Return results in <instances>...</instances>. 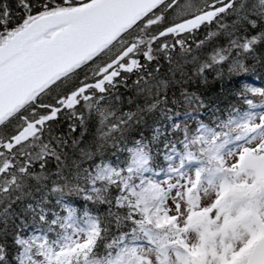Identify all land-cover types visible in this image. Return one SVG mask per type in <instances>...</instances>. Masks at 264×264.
Returning a JSON list of instances; mask_svg holds the SVG:
<instances>
[{
  "label": "snow or ice",
  "instance_id": "obj_1",
  "mask_svg": "<svg viewBox=\"0 0 264 264\" xmlns=\"http://www.w3.org/2000/svg\"><path fill=\"white\" fill-rule=\"evenodd\" d=\"M253 75L264 0H0V264H264Z\"/></svg>",
  "mask_w": 264,
  "mask_h": 264
},
{
  "label": "trees",
  "instance_id": "obj_2",
  "mask_svg": "<svg viewBox=\"0 0 264 264\" xmlns=\"http://www.w3.org/2000/svg\"><path fill=\"white\" fill-rule=\"evenodd\" d=\"M249 83H254L257 87H264V79H258L257 76L253 75L251 79L248 81ZM232 85H228L231 87ZM213 89L216 91H223L222 86L219 83H214L212 85Z\"/></svg>",
  "mask_w": 264,
  "mask_h": 264
}]
</instances>
